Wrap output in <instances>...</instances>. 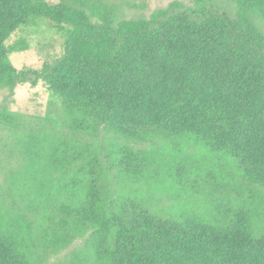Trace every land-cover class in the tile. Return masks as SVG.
I'll return each mask as SVG.
<instances>
[{
  "label": "rangeland",
  "instance_id": "374dc122",
  "mask_svg": "<svg viewBox=\"0 0 264 264\" xmlns=\"http://www.w3.org/2000/svg\"><path fill=\"white\" fill-rule=\"evenodd\" d=\"M55 12L137 24L156 13L197 10L195 0H46ZM246 18L264 38V18L244 0H211ZM72 11V12H71ZM61 19V18H60ZM69 23L32 17L5 43L16 70L43 71L61 56ZM0 87V243L26 264H120L118 226L136 212L214 228L236 224L264 238V187L198 135L110 127L74 112L46 82Z\"/></svg>",
  "mask_w": 264,
  "mask_h": 264
},
{
  "label": "trees",
  "instance_id": "16d2710c",
  "mask_svg": "<svg viewBox=\"0 0 264 264\" xmlns=\"http://www.w3.org/2000/svg\"><path fill=\"white\" fill-rule=\"evenodd\" d=\"M163 10L117 25L55 12L46 0H0V87L46 82L74 112L110 127L165 128L198 135L244 166L264 187V38L246 18L219 11ZM264 18V0H244ZM69 23L64 53L43 71L16 70L7 37L32 17ZM61 18V19H60ZM120 264H264V238L242 227L214 228L136 212L114 214ZM0 264H26L0 243Z\"/></svg>",
  "mask_w": 264,
  "mask_h": 264
}]
</instances>
